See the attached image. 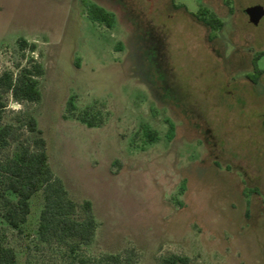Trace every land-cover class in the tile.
I'll use <instances>...</instances> for the list:
<instances>
[{"label": "rangeland", "instance_id": "rangeland-1", "mask_svg": "<svg viewBox=\"0 0 264 264\" xmlns=\"http://www.w3.org/2000/svg\"><path fill=\"white\" fill-rule=\"evenodd\" d=\"M94 2L116 13L114 27L90 17ZM254 4L264 0H0V71L26 63L22 36L46 67L41 101L6 94L4 119L37 117L54 171L99 222L72 252L38 236L42 191L22 231L0 203V237L19 264H113L106 254L127 248L133 259L117 264L172 252L190 264H264V14L251 21ZM214 14L221 27L203 21ZM72 94L77 112L94 104L104 122L69 113Z\"/></svg>", "mask_w": 264, "mask_h": 264}, {"label": "trees", "instance_id": "trees-1", "mask_svg": "<svg viewBox=\"0 0 264 264\" xmlns=\"http://www.w3.org/2000/svg\"><path fill=\"white\" fill-rule=\"evenodd\" d=\"M88 8L91 18L100 20L111 28L115 26L117 15L112 9L97 2ZM214 15L203 21L213 28L221 27L222 20ZM18 49L27 58L26 63L18 60L15 63L18 70L8 66L0 71V150L12 143L16 144L12 152L0 157V203L4 208L2 214L13 228L22 231L23 223L32 210L31 199L42 191L44 202L37 226L39 238L68 244L70 250L76 252L83 244H90L96 238L99 222L92 201L86 199L78 202L70 194L62 177L54 171L43 129L32 112L27 111L17 121L4 119L8 105L6 94L10 93L19 101L38 102L42 99L39 77L46 72V67L38 58V44L22 36L18 38ZM263 53L264 50L260 54ZM78 108L76 95H70L66 106L69 113L89 126L104 122L103 115L94 104L86 105L77 112ZM169 124V132H172L175 123L169 119ZM143 128L148 140L153 141L159 137L158 131L148 124H143ZM25 130L32 132L33 136L25 139ZM80 208L83 211L81 214ZM134 254L132 248H127L122 253L106 254L105 258L117 264L124 261L123 256L131 261ZM81 259L84 264L88 263V259ZM190 261L189 255L172 252L162 256L159 264H190ZM0 264H19L16 249L1 237Z\"/></svg>", "mask_w": 264, "mask_h": 264}, {"label": "water", "instance_id": "water-1", "mask_svg": "<svg viewBox=\"0 0 264 264\" xmlns=\"http://www.w3.org/2000/svg\"><path fill=\"white\" fill-rule=\"evenodd\" d=\"M250 20L258 23L264 14V7L261 4L250 5L246 8Z\"/></svg>", "mask_w": 264, "mask_h": 264}]
</instances>
